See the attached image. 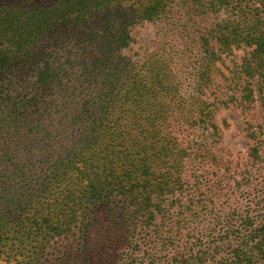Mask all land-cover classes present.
Here are the masks:
<instances>
[{
  "label": "trees",
  "instance_id": "1",
  "mask_svg": "<svg viewBox=\"0 0 264 264\" xmlns=\"http://www.w3.org/2000/svg\"><path fill=\"white\" fill-rule=\"evenodd\" d=\"M0 264H264V0H0Z\"/></svg>",
  "mask_w": 264,
  "mask_h": 264
},
{
  "label": "rangeland",
  "instance_id": "2",
  "mask_svg": "<svg viewBox=\"0 0 264 264\" xmlns=\"http://www.w3.org/2000/svg\"><path fill=\"white\" fill-rule=\"evenodd\" d=\"M159 25H150L149 23H139L135 25L133 29V36L136 40V43L133 45V49L130 52V55L134 54H143L145 50L153 52L154 54L157 51H161V43H164L166 39H163V33L159 32ZM173 45V43H170ZM245 50H240L234 52L233 60L234 65L229 66L230 69H233L241 62L242 56H244ZM167 54H172L168 50ZM228 66V64H227ZM225 71V68H222ZM263 115L259 114L258 104L244 113L241 108L232 107L223 108L216 113L214 122L222 131L223 134V146L228 150L232 151L234 154L245 153L248 149L247 139L245 137L246 132V123L251 122L252 124L263 123Z\"/></svg>",
  "mask_w": 264,
  "mask_h": 264
}]
</instances>
